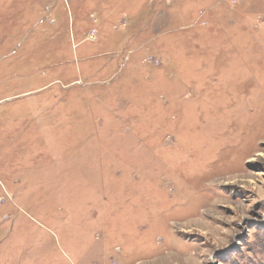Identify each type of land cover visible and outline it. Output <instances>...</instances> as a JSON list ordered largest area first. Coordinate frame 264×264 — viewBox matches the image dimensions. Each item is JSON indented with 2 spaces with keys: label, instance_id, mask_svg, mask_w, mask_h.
Returning <instances> with one entry per match:
<instances>
[{
  "label": "rangeland",
  "instance_id": "374dc122",
  "mask_svg": "<svg viewBox=\"0 0 264 264\" xmlns=\"http://www.w3.org/2000/svg\"><path fill=\"white\" fill-rule=\"evenodd\" d=\"M0 264H264V0H0Z\"/></svg>",
  "mask_w": 264,
  "mask_h": 264
},
{
  "label": "built area",
  "instance_id": "2783aa9c",
  "mask_svg": "<svg viewBox=\"0 0 264 264\" xmlns=\"http://www.w3.org/2000/svg\"><path fill=\"white\" fill-rule=\"evenodd\" d=\"M95 37H96V35H95V30H94V29L90 30V31L88 32V34H87V39L93 41V40L95 39Z\"/></svg>",
  "mask_w": 264,
  "mask_h": 264
}]
</instances>
